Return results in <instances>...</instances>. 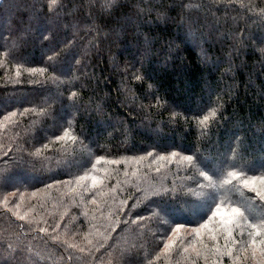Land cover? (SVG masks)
<instances>
[{"label":"trees","instance_id":"1","mask_svg":"<svg viewBox=\"0 0 264 264\" xmlns=\"http://www.w3.org/2000/svg\"><path fill=\"white\" fill-rule=\"evenodd\" d=\"M261 178L264 0H0V264H264Z\"/></svg>","mask_w":264,"mask_h":264},{"label":"rangeland","instance_id":"2","mask_svg":"<svg viewBox=\"0 0 264 264\" xmlns=\"http://www.w3.org/2000/svg\"><path fill=\"white\" fill-rule=\"evenodd\" d=\"M261 179H264V178H261ZM257 182L259 183L258 185H261L262 186V188L264 189V182L263 181H261L260 179L259 180H257ZM264 192V191H263Z\"/></svg>","mask_w":264,"mask_h":264},{"label":"snow or ice","instance_id":"3","mask_svg":"<svg viewBox=\"0 0 264 264\" xmlns=\"http://www.w3.org/2000/svg\"><path fill=\"white\" fill-rule=\"evenodd\" d=\"M189 159H191V157H189ZM233 211H234V212H238L239 210H238V209H234Z\"/></svg>","mask_w":264,"mask_h":264}]
</instances>
